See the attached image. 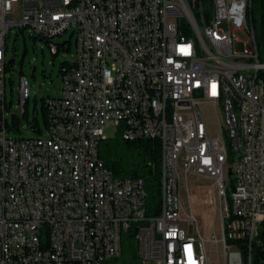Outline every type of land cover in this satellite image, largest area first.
Instances as JSON below:
<instances>
[{"label": "built area", "instance_id": "1", "mask_svg": "<svg viewBox=\"0 0 264 264\" xmlns=\"http://www.w3.org/2000/svg\"><path fill=\"white\" fill-rule=\"evenodd\" d=\"M174 2L188 3L195 22L185 23ZM211 2L0 0V101L14 30L49 40L78 34L62 94L48 98L56 143L8 137L0 105V264H105L122 256L129 234L142 264H207L195 218L184 212L182 176L213 187L223 237L211 241L224 244V264H247L253 242L264 254V62L254 0ZM29 88L22 76L20 95L30 98ZM207 110L219 111L217 130ZM111 126L127 141H161L158 215H148L143 179L117 178L100 158Z\"/></svg>", "mask_w": 264, "mask_h": 264}, {"label": "rangeland", "instance_id": "2", "mask_svg": "<svg viewBox=\"0 0 264 264\" xmlns=\"http://www.w3.org/2000/svg\"><path fill=\"white\" fill-rule=\"evenodd\" d=\"M17 31L14 30L8 40L7 58L8 61L15 60V64L14 69L6 73V101L9 104V109L6 110V119L11 124L13 115L20 117L21 133L8 130L7 135L10 138H36L39 136L32 131L31 125L23 116L25 106L20 95L21 71H23V76L28 79L30 84L27 108L29 120L32 123L38 117L43 136L46 137L48 128L43 121L42 99L61 96L63 81L60 65L64 61L73 62L75 60L78 34L76 29H72L63 36L54 38L53 42L57 44L72 42L71 51L61 50L60 54L54 57L49 44L42 40L34 41L35 34L29 29L25 31V35L19 34L16 40ZM73 31L75 32L73 33ZM11 81H13V86ZM206 118L211 130H217L221 122L219 111L216 116L215 111L207 110ZM119 134L115 126L105 130V136L109 139L116 138ZM180 193L185 215L193 214L200 240L205 242L207 264H224V244L222 241L219 244L211 241L213 235L221 240L223 230L221 207L218 201L215 204L214 191L210 181L200 176H182ZM123 245V256L117 259L114 264H132L130 262L132 248L129 240L125 237ZM148 264L154 263L149 262Z\"/></svg>", "mask_w": 264, "mask_h": 264}, {"label": "trees", "instance_id": "3", "mask_svg": "<svg viewBox=\"0 0 264 264\" xmlns=\"http://www.w3.org/2000/svg\"><path fill=\"white\" fill-rule=\"evenodd\" d=\"M208 7L211 6V0H202ZM191 7V6H190ZM192 9V7H191ZM194 13V9H192ZM253 26L256 32V39L258 43L259 59L264 62V0H254L253 6ZM19 34L25 35V31L18 30L16 34V40ZM11 37V36H10ZM33 40H42L51 46L53 40L34 35ZM55 43V42H54ZM57 44V43H55ZM57 52L52 53L54 57H57L61 50L71 51L72 42H65L63 44H57ZM15 64V60H12ZM73 67V62L64 61L60 65V73L63 75L64 68ZM14 69V65L8 62L6 66V73ZM23 76V71H21ZM13 86V81H11ZM50 98V97H49ZM42 113L43 121L46 127L50 128L51 125V112L48 107V102L51 99H42ZM12 103V102H11ZM10 103V105H11ZM0 105L5 107V110L9 109V104L6 99L0 101ZM25 111L23 113L24 118L31 125L33 132H36L39 136L43 134L41 130L40 121L38 117L31 123L28 114V100L23 104ZM37 111V109H36ZM3 119V113L0 109V122ZM21 119L20 117L13 115L11 124L7 121L6 127L8 130L21 133L20 129ZM100 158L104 161V164L109 168L117 178H140L145 182V188L147 191V209L149 216H155L159 214L161 205L162 194V143L159 139H140L135 141H127L123 139L121 134L116 138L106 139L100 143L99 146ZM151 163V165H150ZM154 165V166H153ZM230 193V191H229ZM228 194V198H229ZM125 238L129 240L131 245V259L132 264H142L138 255V247L135 241L134 234L126 235ZM262 252V243L254 242L253 249H247V262L249 255L251 264H264V254ZM123 256V253H122ZM121 256V257H122ZM117 260L110 261L105 264H114Z\"/></svg>", "mask_w": 264, "mask_h": 264}, {"label": "bare ground", "instance_id": "4", "mask_svg": "<svg viewBox=\"0 0 264 264\" xmlns=\"http://www.w3.org/2000/svg\"><path fill=\"white\" fill-rule=\"evenodd\" d=\"M174 11L177 13H183V19H185V23H194L195 22V14L193 13L191 7L186 2H174ZM187 34L189 36H196L195 24H187ZM29 96H21L23 104L28 100ZM48 107L51 112V118H55V102L49 100ZM47 143H56V120H51V125L48 130ZM122 227V220H114L113 221V230H120ZM254 243V242H253ZM249 255L247 264H251Z\"/></svg>", "mask_w": 264, "mask_h": 264}, {"label": "water", "instance_id": "5", "mask_svg": "<svg viewBox=\"0 0 264 264\" xmlns=\"http://www.w3.org/2000/svg\"><path fill=\"white\" fill-rule=\"evenodd\" d=\"M9 63L11 64V66H13L14 64L12 63V61H9Z\"/></svg>", "mask_w": 264, "mask_h": 264}]
</instances>
